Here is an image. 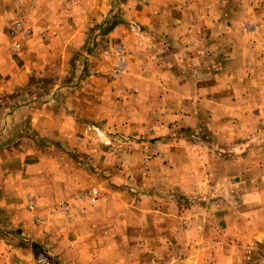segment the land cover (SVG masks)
Wrapping results in <instances>:
<instances>
[{
    "label": "rangeland",
    "instance_id": "obj_1",
    "mask_svg": "<svg viewBox=\"0 0 264 264\" xmlns=\"http://www.w3.org/2000/svg\"><path fill=\"white\" fill-rule=\"evenodd\" d=\"M0 32L26 210L64 219L32 264H264V0H0Z\"/></svg>",
    "mask_w": 264,
    "mask_h": 264
},
{
    "label": "crops",
    "instance_id": "obj_2",
    "mask_svg": "<svg viewBox=\"0 0 264 264\" xmlns=\"http://www.w3.org/2000/svg\"><path fill=\"white\" fill-rule=\"evenodd\" d=\"M5 41L3 33L0 32V44L4 45L0 49V230L11 228L8 227L9 223L15 222L14 228L20 229V239L14 242L4 236L0 237V264H32L29 260L32 250H27L24 246L25 239L37 242L45 251L52 250L56 239H53L56 236V223H63L64 219L55 215L47 219L46 225H35L34 213L25 207L31 183H38L42 177V163L39 158L35 159L33 151L29 152L25 143L20 142L23 137L20 135L23 118L21 109L5 105L1 99L2 96L14 92L20 84L24 85L27 78L25 74L20 78L17 60L20 57H11L9 49H4L7 44ZM44 190L48 193L46 199L49 203L59 198L49 184L44 185ZM82 208L79 209V214L87 221L88 209ZM44 212L46 211L41 214ZM44 229L49 230V234L44 233Z\"/></svg>",
    "mask_w": 264,
    "mask_h": 264
},
{
    "label": "built area",
    "instance_id": "obj_3",
    "mask_svg": "<svg viewBox=\"0 0 264 264\" xmlns=\"http://www.w3.org/2000/svg\"><path fill=\"white\" fill-rule=\"evenodd\" d=\"M35 199L29 195L28 197V208L35 209ZM36 264H56V262L46 254H39L36 257Z\"/></svg>",
    "mask_w": 264,
    "mask_h": 264
}]
</instances>
